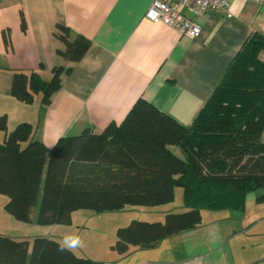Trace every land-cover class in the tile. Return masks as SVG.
Returning <instances> with one entry per match:
<instances>
[{"label": "crops", "instance_id": "obj_1", "mask_svg": "<svg viewBox=\"0 0 264 264\" xmlns=\"http://www.w3.org/2000/svg\"><path fill=\"white\" fill-rule=\"evenodd\" d=\"M151 1L0 0V115L6 117L0 143L20 122L29 123L32 139L47 148L59 137L76 136L86 129L98 134L109 123L122 122L138 98L188 126L248 38L264 35V0H229L232 15L218 10L197 18L200 34L192 39L170 25L146 19ZM57 24L70 29V39L78 34L89 40L79 61L68 62L58 55L64 45L55 35ZM53 67L69 71L60 76V88L49 104H40V93L33 94L30 104L10 94L12 71L38 72L47 80ZM171 150L180 155L178 148ZM176 195L183 211L180 187L174 189ZM258 196L246 195L238 209H202L194 228L154 246H129L122 254L112 248L116 230L132 220L161 222L165 214L176 212L168 207L173 203L102 212L101 237L95 239L99 247L94 246L93 252L108 251V255L72 252L105 264H264V201L256 200ZM5 201L0 195V234L15 241L30 243L36 236H46L61 244L60 232L71 227L54 224L42 226V232L36 227V231L14 230L9 227L12 217L3 209ZM78 211L71 214V223ZM28 224L37 226L35 220Z\"/></svg>", "mask_w": 264, "mask_h": 264}, {"label": "trees", "instance_id": "obj_2", "mask_svg": "<svg viewBox=\"0 0 264 264\" xmlns=\"http://www.w3.org/2000/svg\"><path fill=\"white\" fill-rule=\"evenodd\" d=\"M21 28L25 22L21 19ZM64 45L57 53L77 62L89 47L81 35L57 24ZM7 41L6 33L3 34ZM264 35L252 34L237 52L202 108L182 126L138 98L119 124L59 137L47 148L32 139V126L16 124L0 143V195L5 213L40 226L69 225L77 210L96 213L127 206H159L182 189L181 212L163 221L132 220L119 227L113 249L150 247L200 222V210L242 208L245 196L264 187ZM69 69L53 67L46 80L38 72L12 71L10 94L26 104L40 93L50 103ZM0 130L6 117L0 115ZM178 148L180 155L171 148ZM264 201V193L257 197ZM46 236L15 241L0 234V264H105L59 251Z\"/></svg>", "mask_w": 264, "mask_h": 264}, {"label": "built area", "instance_id": "obj_3", "mask_svg": "<svg viewBox=\"0 0 264 264\" xmlns=\"http://www.w3.org/2000/svg\"><path fill=\"white\" fill-rule=\"evenodd\" d=\"M230 6L229 0H152L144 17L152 23L170 25L192 39L200 34L197 18L218 10H225L230 17Z\"/></svg>", "mask_w": 264, "mask_h": 264}, {"label": "rangeland", "instance_id": "obj_4", "mask_svg": "<svg viewBox=\"0 0 264 264\" xmlns=\"http://www.w3.org/2000/svg\"><path fill=\"white\" fill-rule=\"evenodd\" d=\"M260 57L264 61V51L261 52ZM263 139H264V137H263ZM252 193H257L258 195H261L264 193V187L259 188L258 190L249 192L248 194H252ZM171 203H173V204H171V206H168V207L172 208V210H175L176 212L182 210L181 197L179 195L178 196L176 195L175 198H173V200L171 201ZM155 209H161V208H155ZM148 213H149V215H151V214L156 215L158 212H148ZM76 215H78V216L75 218L74 223L67 225V226L71 225V227H68L64 231H61L60 236L64 237V235L71 234V233L79 234L81 236V238L84 240V246L82 248L74 249V251L80 253L81 255L82 254L84 256H86V254H88V255L97 254V255H104V256L108 255V253H109L108 251L107 252H97V253L93 252L94 246H95V249L97 247H99V245L95 242V239H99L101 237L99 235L102 232L98 231V230H100V229H98V227L101 224L100 219H102L103 216H100V213H96L92 210H79L78 212H76ZM106 215H109V214H106ZM118 215L119 214H117V217H118ZM89 217H91V218L89 219V221L87 223V218H89ZM106 219H109L108 216ZM117 219L120 220L119 217ZM11 221H12V224H10L9 227L14 229V230H26V229H28L27 231H36V229H40L37 232L43 231V230H41L42 226H40V225L33 226V225L28 224V223L17 221L13 218ZM104 223H105L106 227L109 225L108 221H105ZM84 224H86V225H84ZM47 226H49V225H47ZM35 227H36V229H35ZM48 229L51 230V228H47V230ZM104 234L106 236H108L107 231H105Z\"/></svg>", "mask_w": 264, "mask_h": 264}, {"label": "clouds", "instance_id": "obj_5", "mask_svg": "<svg viewBox=\"0 0 264 264\" xmlns=\"http://www.w3.org/2000/svg\"><path fill=\"white\" fill-rule=\"evenodd\" d=\"M84 246V240L79 234L71 233L64 235L62 242L59 246V251H72L77 248H82Z\"/></svg>", "mask_w": 264, "mask_h": 264}]
</instances>
